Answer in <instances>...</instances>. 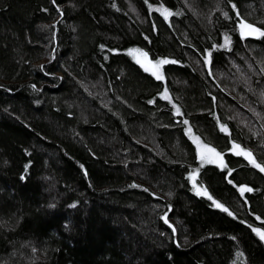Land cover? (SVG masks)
<instances>
[{"label": "trees", "instance_id": "obj_1", "mask_svg": "<svg viewBox=\"0 0 264 264\" xmlns=\"http://www.w3.org/2000/svg\"><path fill=\"white\" fill-rule=\"evenodd\" d=\"M239 18L264 30V0H0V264H264V172L231 152L264 166V37Z\"/></svg>", "mask_w": 264, "mask_h": 264}, {"label": "snow or ice", "instance_id": "obj_2", "mask_svg": "<svg viewBox=\"0 0 264 264\" xmlns=\"http://www.w3.org/2000/svg\"><path fill=\"white\" fill-rule=\"evenodd\" d=\"M149 7H152L151 5H149ZM233 9L236 8L235 4L232 5ZM155 11H158L161 13V15L164 16L165 19H168L170 16L176 14L178 15L179 13H173L170 9L166 8L163 4H161L160 7L155 8ZM224 16L227 18L228 17V13L225 12ZM236 16L240 17L239 11H236ZM239 34L241 36V38H246V37H252V36H256V37H264V30L256 27L255 25L248 23L246 20H244L243 18H239L238 20V25H237ZM218 47H222V48H226L229 49L231 48V38L227 35H225V42L223 45H220ZM131 51H136L138 52L139 50H131ZM141 55L143 57H147V53H141ZM211 56H212V52L209 51L207 53V63L211 64ZM141 60H137V63H141ZM169 63H176V61H172L169 59H165V58H161L157 61H149V67H146V71H151L152 75L155 77V79L163 81L165 79L162 69L163 66ZM163 95V99L165 100H169L171 101V96L168 94L167 88L164 89V93ZM176 113L177 114H181L179 107L174 106ZM183 124L188 125L189 122L187 120L182 121ZM221 131L224 132H228L227 126L221 124L220 125ZM187 134L192 136L194 142L197 143V148H198V156H199V160L201 162V167L204 164H217L218 166H220L221 168H226L227 165L223 163V154L219 153L216 151V149L209 147L208 145H202V142L200 141L199 137H196L193 135L192 133V128L191 126H189L187 128ZM232 151L235 155L240 156V157H244L250 164L254 165L256 168H259L260 171L264 172V166H262L261 164H258L255 160V157L253 155V153L250 150L245 149L244 147H242L240 144H237L235 142H233L232 144ZM199 168L194 169L190 175H189V180L192 183L193 186V190L195 191V193L198 196H202V197H207V199H209L210 201H212L213 205L216 208L222 209L224 212L228 213L229 215H232L231 212H229L228 208L224 207L223 204L219 203L218 201L213 200V197L209 194V192L207 191V189L205 187H202L201 185L197 184V176L199 175ZM231 170H229V174H230ZM231 182V181H229ZM240 193L243 195L245 192H251L253 191V189L246 187V186H242L240 187ZM163 219L165 220V223H167V217H163ZM259 219V217L257 218ZM174 230V229H173ZM254 231L257 233V235L259 236V238L261 240H264V230L261 229H254ZM238 257H243V253H238Z\"/></svg>", "mask_w": 264, "mask_h": 264}, {"label": "rangeland", "instance_id": "obj_3", "mask_svg": "<svg viewBox=\"0 0 264 264\" xmlns=\"http://www.w3.org/2000/svg\"><path fill=\"white\" fill-rule=\"evenodd\" d=\"M131 50H139L138 52H136V51H131ZM128 53L133 57V59L135 60V61H137L138 59L139 60H141L142 62L141 63H139L144 69H146V67H149V64H148V62L149 61H157V60H159V59H161V58H165V59H169V60H172V61H175L174 59H172V58H170V57H160V58H158V59H156V60H153V59H151L150 58V56L148 55V53L146 52V51H144L143 49H139V48H132V49H130L129 51H128ZM141 53H147V57H143L142 55H141ZM163 68H164V66H163ZM148 72H150V73H152L151 71H148ZM162 72H163V75H164V70L162 69ZM168 91V90H167ZM164 93V92H163ZM162 93V94H163ZM168 94L170 95V93L168 92ZM171 96V95H170ZM162 97H163V95H162ZM189 126H187V128H188ZM192 133H193V135L194 136H196V137H198L194 132H193V130H192ZM189 137L192 139V141L194 142V140H193V138H192V136H190L189 135ZM200 141L202 142V145H207V144H205L201 139H200ZM195 143V145H196V147H197V143L196 142H194ZM209 146V145H208ZM209 147H211V146H209ZM212 148V147H211ZM199 150H198V148H197V152H198ZM217 151V150H216ZM218 152V151H217ZM231 152H233L232 151V148H231ZM198 158H199V156H198ZM200 161V160H199ZM223 163L225 164V160H224V157H223ZM205 165V164H204ZM215 165H217V164H215ZM197 184L198 185H200L199 183H198V181H197ZM247 187V186H246ZM213 200H215L214 198H213ZM215 201H217V200H215Z\"/></svg>", "mask_w": 264, "mask_h": 264}, {"label": "water", "instance_id": "obj_4", "mask_svg": "<svg viewBox=\"0 0 264 264\" xmlns=\"http://www.w3.org/2000/svg\"><path fill=\"white\" fill-rule=\"evenodd\" d=\"M252 37H256V36H252Z\"/></svg>", "mask_w": 264, "mask_h": 264}]
</instances>
